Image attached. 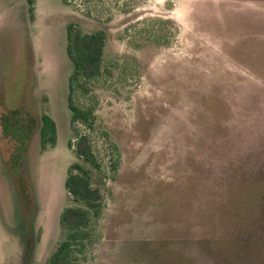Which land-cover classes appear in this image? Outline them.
<instances>
[{
	"label": "rangeland",
	"instance_id": "374dc122",
	"mask_svg": "<svg viewBox=\"0 0 264 264\" xmlns=\"http://www.w3.org/2000/svg\"><path fill=\"white\" fill-rule=\"evenodd\" d=\"M67 1L0 0V264H47L74 205L71 23L107 34L78 129L120 154L84 264H264V0Z\"/></svg>",
	"mask_w": 264,
	"mask_h": 264
},
{
	"label": "trees",
	"instance_id": "16d2710c",
	"mask_svg": "<svg viewBox=\"0 0 264 264\" xmlns=\"http://www.w3.org/2000/svg\"><path fill=\"white\" fill-rule=\"evenodd\" d=\"M27 2L32 12L35 0ZM62 2L68 4L67 0ZM66 31V51L73 64L67 101L71 112L70 125L75 134V142L70 141L69 148L74 151L78 161L68 168L65 180V189L74 205L66 207L61 213L63 237L47 264H84L97 240L95 230L105 209L104 191L108 179H115L120 166V154L111 143L113 154L109 155V170L106 172L90 137L78 129V125L83 124L85 128L95 130L92 109L81 107L77 98L87 96L90 93L89 84L102 77L105 72L107 34L103 30L84 33L74 23L68 24ZM41 122L42 149L55 148L59 137L55 121L43 114ZM103 135L107 137L105 133Z\"/></svg>",
	"mask_w": 264,
	"mask_h": 264
}]
</instances>
